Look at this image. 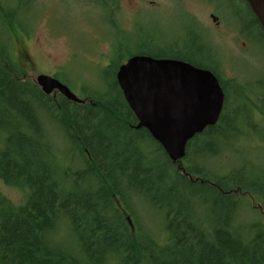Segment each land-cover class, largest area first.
Segmentation results:
<instances>
[{
  "label": "trees",
  "instance_id": "obj_1",
  "mask_svg": "<svg viewBox=\"0 0 264 264\" xmlns=\"http://www.w3.org/2000/svg\"><path fill=\"white\" fill-rule=\"evenodd\" d=\"M245 16L264 40L256 18L246 10ZM14 35L0 30V178L28 194L16 205L0 192V264H264V226L247 197L264 206V164L208 168L232 136L252 137L264 125V93L243 96L256 110L245 108L244 133L226 101L229 87L237 96V79H224L208 60L181 55L213 72L224 104L217 121L190 138L173 162L136 127L116 82L118 66L132 54L115 50L104 89L82 91L83 102H74L43 93L25 75L10 46ZM162 49L133 54L167 57ZM134 201L155 208L165 231L132 224Z\"/></svg>",
  "mask_w": 264,
  "mask_h": 264
},
{
  "label": "rangeland",
  "instance_id": "obj_2",
  "mask_svg": "<svg viewBox=\"0 0 264 264\" xmlns=\"http://www.w3.org/2000/svg\"><path fill=\"white\" fill-rule=\"evenodd\" d=\"M1 1L8 8L0 10V30L15 34L10 40L12 52L17 51L22 41L33 58V67L26 69L25 75L32 80L39 72L53 73L80 98L82 91L104 89L103 78L107 74L104 70L114 59L115 50L123 56L141 50L161 52L162 39L177 33L183 22L186 29L182 41L186 47L196 50L197 43L187 25L188 19L197 20L205 31L212 33L219 56L214 68L224 79H237L241 84L235 88L233 93L237 96L234 98L229 87L226 101L231 104L233 122L240 124L244 133L245 108L254 109V115L256 110L254 106H245L243 96L264 93V40L258 27L252 24L246 26L245 23L247 29L242 32L243 35L239 32L240 25L249 20L240 13L222 17L220 26L215 27L197 0L183 1L185 19L172 11L174 4L167 6L165 0H100V4L99 0H20L26 5L18 7L15 3L11 4L13 0ZM151 38L154 40L150 41ZM199 57L209 59L206 54ZM257 79L259 81L256 82ZM51 134L52 138L58 139L54 130ZM57 142L59 144L60 140ZM229 142L224 147L225 151L215 158L213 167H208L210 170L221 171L245 163V160L252 167L264 164L261 153L264 148V125L256 126L252 137L235 135ZM63 145L64 148L70 146L66 142ZM71 155L70 150L65 149V159L69 160ZM74 165L79 166L78 163ZM0 192L16 205L23 204L28 194L26 188L6 184L1 178ZM247 197L249 203L259 208L255 218H258L259 225L264 226V206H257L258 200L249 195ZM132 206L135 209L129 213L132 224H143V229L157 233L165 231L161 219L155 215V208L150 207L148 202L134 201ZM245 216L253 218L247 211ZM62 236L69 238L71 235L64 233Z\"/></svg>",
  "mask_w": 264,
  "mask_h": 264
},
{
  "label": "water",
  "instance_id": "obj_3",
  "mask_svg": "<svg viewBox=\"0 0 264 264\" xmlns=\"http://www.w3.org/2000/svg\"><path fill=\"white\" fill-rule=\"evenodd\" d=\"M246 2L264 31V0ZM115 79L136 127H144L173 162L184 156L190 138L217 121L224 103L213 72L180 59L132 54L118 66ZM33 80L43 93L83 102L52 75L39 73Z\"/></svg>",
  "mask_w": 264,
  "mask_h": 264
},
{
  "label": "flooded vegetation",
  "instance_id": "obj_4",
  "mask_svg": "<svg viewBox=\"0 0 264 264\" xmlns=\"http://www.w3.org/2000/svg\"><path fill=\"white\" fill-rule=\"evenodd\" d=\"M183 1L185 0H165L167 6H169L170 3L174 4L175 6L174 9H172V11H176L178 15H182V17L185 19L186 10ZM197 1L198 4L200 5L199 7H203L206 10V15L210 17V20L213 22L215 27L220 26L222 17L224 16L228 17L229 15L231 14L233 15L234 13H240L241 15H245V10L250 15H253L246 0H197ZM3 3L4 2L0 0L1 11H4L5 9L8 8L7 7L8 5H4ZM14 3L15 5H17V7L26 5V3H23L22 1L20 2V0L11 1V4ZM100 3L101 2L99 0V4ZM188 20L189 21L187 25L189 26V30L193 34V39L195 43H197L196 50L192 49L190 46L186 47V45L182 41L186 29V25L183 22L182 26L179 25L177 33L172 34V36H170L169 34L166 38L162 39L161 41L162 42L161 47L166 50L167 57L185 61V59H181V55L185 54L186 52H189L191 53L192 56H194L193 57L194 59L202 60V58H200L199 55L206 54L209 59H205V60H208V62H210L211 60L212 63L215 65L218 62L219 56L217 53V45L213 39V35H211L212 33L205 31V28L197 20L195 19L194 20L188 19ZM257 25L259 26V24ZM243 31H245V22L241 24L239 27V32L242 33ZM151 39L152 40L150 39L149 40L150 41L154 40L153 38ZM21 42H19L17 51H15L14 53L16 57V61L24 69H31L33 67V58L27 46L23 45ZM33 71L35 72L34 69ZM39 73L48 74L47 72H39ZM49 75L55 76L53 73Z\"/></svg>",
  "mask_w": 264,
  "mask_h": 264
}]
</instances>
